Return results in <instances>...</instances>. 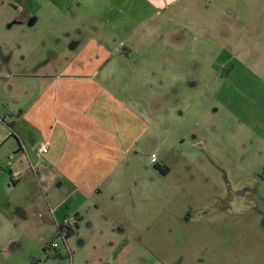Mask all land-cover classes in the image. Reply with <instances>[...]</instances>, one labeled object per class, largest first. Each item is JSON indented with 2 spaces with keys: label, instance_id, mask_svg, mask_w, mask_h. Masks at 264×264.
Segmentation results:
<instances>
[{
  "label": "rangeland",
  "instance_id": "rangeland-1",
  "mask_svg": "<svg viewBox=\"0 0 264 264\" xmlns=\"http://www.w3.org/2000/svg\"><path fill=\"white\" fill-rule=\"evenodd\" d=\"M8 1L0 0V119L14 120L13 93L35 84L15 70L18 49L26 54L17 48L21 38L30 39L32 51L42 52L54 41L69 46L75 39L101 34L105 42L114 40L116 48L126 50L105 62L104 69L132 71L137 66L145 74L135 87L147 90L153 85L159 93L152 96L159 104L152 114L163 124L153 128L148 158L160 161L169 171L162 174L136 159L123 179L117 180L120 194L107 193L102 185V192L81 204L77 201L82 197L74 194V205H63L70 217L63 234H58L55 223L41 221L45 212L50 217L42 204H25L22 212L7 206L4 186L11 180L6 171L0 179V264H264V93L257 80L227 78L220 69L223 48L204 54L206 44L201 42L203 34L209 40L222 37V24L210 31L200 28L213 18L207 6L223 8L224 0H199L206 7L203 11L195 3L190 6L199 28L185 32L187 45L175 46L172 41L180 38L169 33L166 47L159 46L162 38L158 36L155 43L142 47H146L143 56L126 44L132 22L128 14L138 11L135 17H142L138 9L142 0H98L100 8L120 10V18L111 26V14L97 21L98 16L80 9L81 0L51 12L40 3L25 25L15 24ZM234 2L236 11L230 5L224 9L237 14L241 0ZM28 5H33L31 0ZM1 52L14 55L13 61L4 64ZM60 59L44 62L40 69L59 66ZM150 68L154 74H149ZM218 70L220 76L214 75ZM126 80L130 86L134 82ZM239 88L248 92L240 93ZM16 138L12 132L0 148L5 159ZM22 192L19 187L13 191L14 202L20 201Z\"/></svg>",
  "mask_w": 264,
  "mask_h": 264
},
{
  "label": "crops",
  "instance_id": "crops-1",
  "mask_svg": "<svg viewBox=\"0 0 264 264\" xmlns=\"http://www.w3.org/2000/svg\"><path fill=\"white\" fill-rule=\"evenodd\" d=\"M10 1L13 8L9 9L17 18L15 24L25 25V20L35 14L40 3L45 4L51 12L65 10L75 0H31L32 6L28 5L30 0ZM190 1L142 0L138 8L144 13L142 17H135L138 9L137 13L131 10L134 13L128 14L135 17L130 18L132 22L127 27L131 29L126 36L128 48L143 56L146 47H142L155 43L158 36L162 38L159 46L166 47L169 33L180 38L172 41V44L178 46L180 42L181 45H187L185 32L199 28V24L193 20V9L190 6L195 3L200 11L206 9L201 7L199 0ZM81 3L80 9L98 16L97 21L100 16L106 18L107 14H111L110 18L113 17L109 26L120 18V10L112 8L107 11L105 9L110 7L104 5L100 8L98 0H81ZM228 5L237 10L234 0H224L223 6L226 8ZM239 5L237 14L229 13V9L225 10L223 6H207L213 18L203 24L200 30L210 31L222 24L223 35L209 40L203 34L201 42L206 44L203 53L210 54L216 48H223L225 57L220 69L226 72L225 76H240L243 82L257 80L263 94L264 0H241ZM212 9H216L215 13ZM20 40L18 46L16 43L12 45L16 44L26 54H21L18 49L15 57L18 67L15 70L35 84L13 93L17 102L16 118L7 122L0 119V148L12 132H16L17 137V143L11 149L8 148L6 159L5 154H0V169L7 168L11 180V184L6 182L4 186L3 199L7 206H17L22 212L25 204H42L50 217L45 212L41 221L49 225L55 223L58 230L59 226L63 227L70 219L65 213L69 209L67 205L64 209L63 205L71 202L74 194L82 197L77 204L102 192V185L106 187L107 193L113 190L116 192L114 194H120V191L117 193L121 187L117 180L123 179L122 176L132 168V161L141 159L146 167L158 169L162 174L168 173V167L162 166L156 159L148 158L153 143V128L163 124L161 120L153 119L152 114L159 105L152 96H159V93L152 88L153 85H149L147 90L135 87L137 79L145 74L137 66L132 71L118 70L114 66H106L104 69L105 62H110L120 50L125 49L116 48L114 40L105 42L101 34L91 35L86 40L75 39L69 46L54 41L51 48L44 47L42 52L31 50L30 39ZM195 46L201 50L197 43ZM65 49H68V54ZM1 54L4 64L14 59L11 53ZM59 57L61 65L47 70L40 69L44 62L59 61ZM152 69L148 71L149 74L155 73ZM214 75L220 76V70L214 72ZM126 76L134 80L131 83L133 87ZM118 80H125L128 84L122 85ZM238 91L248 92L242 88ZM41 146H46L47 151L40 152ZM4 175L0 174V179ZM18 187L23 192L19 195L20 201L14 202L13 191ZM77 209L74 206L75 213ZM116 227L118 231H123L122 227ZM61 233L64 232H58Z\"/></svg>",
  "mask_w": 264,
  "mask_h": 264
},
{
  "label": "built area",
  "instance_id": "built-area-1",
  "mask_svg": "<svg viewBox=\"0 0 264 264\" xmlns=\"http://www.w3.org/2000/svg\"><path fill=\"white\" fill-rule=\"evenodd\" d=\"M47 151V147L46 146H41L40 147V152H46ZM63 240H64V236H63ZM56 243H53L52 246L55 247Z\"/></svg>",
  "mask_w": 264,
  "mask_h": 264
},
{
  "label": "flooded vegetation",
  "instance_id": "flooded-vegetation-1",
  "mask_svg": "<svg viewBox=\"0 0 264 264\" xmlns=\"http://www.w3.org/2000/svg\"><path fill=\"white\" fill-rule=\"evenodd\" d=\"M0 170H2V171H1L2 173H0V174H5V173H6V171L8 172V169H7V168H2V169H0ZM164 174H167V172H166V173H164Z\"/></svg>",
  "mask_w": 264,
  "mask_h": 264
},
{
  "label": "trees",
  "instance_id": "trees-1",
  "mask_svg": "<svg viewBox=\"0 0 264 264\" xmlns=\"http://www.w3.org/2000/svg\"><path fill=\"white\" fill-rule=\"evenodd\" d=\"M58 228H59V229H58V232L62 231V229H63L62 226H59Z\"/></svg>",
  "mask_w": 264,
  "mask_h": 264
}]
</instances>
